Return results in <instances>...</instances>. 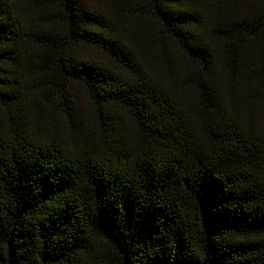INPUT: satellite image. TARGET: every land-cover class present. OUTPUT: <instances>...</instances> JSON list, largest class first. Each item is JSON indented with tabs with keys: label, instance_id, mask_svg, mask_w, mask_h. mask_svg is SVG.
I'll return each mask as SVG.
<instances>
[{
	"label": "trees",
	"instance_id": "1",
	"mask_svg": "<svg viewBox=\"0 0 264 264\" xmlns=\"http://www.w3.org/2000/svg\"><path fill=\"white\" fill-rule=\"evenodd\" d=\"M0 264H264V0H0Z\"/></svg>",
	"mask_w": 264,
	"mask_h": 264
}]
</instances>
